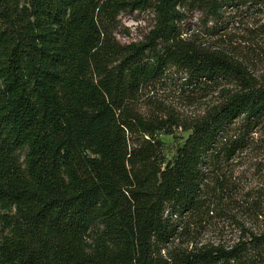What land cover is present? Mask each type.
<instances>
[{
    "label": "trees",
    "instance_id": "trees-1",
    "mask_svg": "<svg viewBox=\"0 0 264 264\" xmlns=\"http://www.w3.org/2000/svg\"><path fill=\"white\" fill-rule=\"evenodd\" d=\"M252 1L0 0V264L244 263L243 245L177 243L206 207L207 174L264 117V85L181 23ZM129 7L150 8L153 29L114 51L107 27ZM171 68L192 90L218 79L239 89L185 127L167 159L161 127L133 102Z\"/></svg>",
    "mask_w": 264,
    "mask_h": 264
},
{
    "label": "rangeland",
    "instance_id": "rangeland-1",
    "mask_svg": "<svg viewBox=\"0 0 264 264\" xmlns=\"http://www.w3.org/2000/svg\"><path fill=\"white\" fill-rule=\"evenodd\" d=\"M185 15L181 23L184 38L203 49L221 51L250 84L264 85V0L225 11L216 21L196 11ZM153 26L150 8L129 7L107 27V40L119 51L129 44L145 43ZM183 82L181 72L171 68L160 81L142 88L133 102L138 116L161 127L157 135L167 159L189 135L185 127L239 89L231 79L205 81L194 90ZM239 127L231 131L232 139L238 136ZM244 142L241 150L207 174L206 207L177 243L182 249L211 246L227 252L243 245L242 264H264V117L246 132ZM254 239L260 243L256 248L251 243Z\"/></svg>",
    "mask_w": 264,
    "mask_h": 264
}]
</instances>
